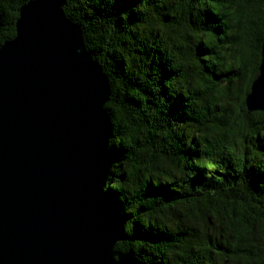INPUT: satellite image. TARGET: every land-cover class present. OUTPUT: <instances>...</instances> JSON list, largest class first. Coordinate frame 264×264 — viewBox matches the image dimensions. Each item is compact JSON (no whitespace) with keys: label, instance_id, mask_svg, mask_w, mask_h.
<instances>
[{"label":"trees","instance_id":"obj_1","mask_svg":"<svg viewBox=\"0 0 264 264\" xmlns=\"http://www.w3.org/2000/svg\"><path fill=\"white\" fill-rule=\"evenodd\" d=\"M0 0V46L20 8ZM110 81L105 186L141 264H264V0H61Z\"/></svg>","mask_w":264,"mask_h":264},{"label":"water","instance_id":"obj_2","mask_svg":"<svg viewBox=\"0 0 264 264\" xmlns=\"http://www.w3.org/2000/svg\"><path fill=\"white\" fill-rule=\"evenodd\" d=\"M246 97L264 112V40ZM110 81L61 0L19 10L0 46V264H141L105 191Z\"/></svg>","mask_w":264,"mask_h":264}]
</instances>
